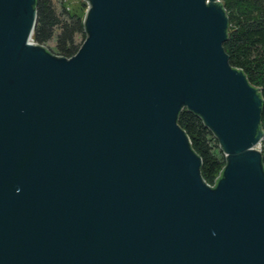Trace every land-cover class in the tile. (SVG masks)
<instances>
[{
    "label": "water",
    "instance_id": "95a60500",
    "mask_svg": "<svg viewBox=\"0 0 264 264\" xmlns=\"http://www.w3.org/2000/svg\"><path fill=\"white\" fill-rule=\"evenodd\" d=\"M84 1L64 57L32 40L36 0H0V264H264L262 99L219 0Z\"/></svg>",
    "mask_w": 264,
    "mask_h": 264
},
{
    "label": "trees",
    "instance_id": "16d2710c",
    "mask_svg": "<svg viewBox=\"0 0 264 264\" xmlns=\"http://www.w3.org/2000/svg\"><path fill=\"white\" fill-rule=\"evenodd\" d=\"M228 16L227 38L223 43L229 63L242 70L248 82L258 89L262 99L259 129L264 166V0H219ZM37 19L32 40L45 45L55 40L52 53L70 57L85 38L83 17L76 9H67L62 2L58 12L52 0H36ZM49 49V48H48ZM179 126L190 138L192 149L201 157L200 174L214 186L225 164V158L215 135L202 119L187 109L177 118Z\"/></svg>",
    "mask_w": 264,
    "mask_h": 264
},
{
    "label": "rangeland",
    "instance_id": "374dc122",
    "mask_svg": "<svg viewBox=\"0 0 264 264\" xmlns=\"http://www.w3.org/2000/svg\"><path fill=\"white\" fill-rule=\"evenodd\" d=\"M62 2L65 4L67 9H71V10L76 9L80 11L83 15L85 14L87 4L84 0H52L53 5L55 6L58 12L62 8ZM77 41L78 43H81L83 41V38L78 37ZM54 45H55L54 39H51L47 44H45V46L49 48L50 50H53Z\"/></svg>",
    "mask_w": 264,
    "mask_h": 264
}]
</instances>
